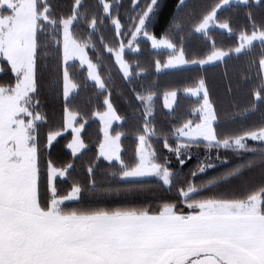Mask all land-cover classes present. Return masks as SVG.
Segmentation results:
<instances>
[{"label": "snow or ice", "instance_id": "6c2138e0", "mask_svg": "<svg viewBox=\"0 0 264 264\" xmlns=\"http://www.w3.org/2000/svg\"><path fill=\"white\" fill-rule=\"evenodd\" d=\"M0 264H264V0H0Z\"/></svg>", "mask_w": 264, "mask_h": 264}, {"label": "trees", "instance_id": "16d2710c", "mask_svg": "<svg viewBox=\"0 0 264 264\" xmlns=\"http://www.w3.org/2000/svg\"><path fill=\"white\" fill-rule=\"evenodd\" d=\"M161 28H162V21H161L159 26H154V30L157 32H159L161 30ZM213 34L216 35L218 39H224V41L226 43L229 42V38L226 36L221 37L218 31L214 32ZM202 40H203L202 37H198V36L194 35L189 39L186 47H189V50L191 52V50L193 48L198 47L202 43ZM149 48H150L149 45H145L141 41V53H140L141 59H146L149 56L155 55V53L149 51ZM257 48H259V45H257ZM160 55L164 56V55H167V53L161 52ZM236 63H237V61H234V60L227 61V70L229 71V73H231L233 65ZM197 70H198V68H194V69H190L189 71H186V72H180V73L167 72V73H162L160 75H156L155 69L152 68L150 70L149 75L142 76L140 78V80L137 81V83L147 84L148 82L155 79V80H158L160 90L162 91L163 85H165L170 80H173V79H176L179 77H183V76L193 75ZM204 71L209 75V78L215 84L214 94H218V93L222 92L227 87L226 81L224 80V72H225V66L224 65L206 66ZM193 99L194 98H190V97H188L182 93L181 96L179 97V103L183 106H188L193 102ZM232 99L236 103L245 104L247 102V94H246V92L245 93H238L234 90V94H233ZM155 103H156V122L159 124L160 122H162L166 118L164 114L167 111L165 109H163V97L162 96L157 97ZM118 107L120 109L121 114L126 115L128 117V119L122 125L123 128L127 132V135L124 137V140H123L124 154H125V157L127 158L129 155L134 153L135 142H134L133 135H132V129H134L136 120H135V117L132 116L131 109L127 108L123 104L122 101H118ZM97 130H98V122L96 124H90L89 125V127L86 131V136L89 139V150L85 151L83 156L79 157V159L77 160L78 165L80 164L81 161H87L91 156H93L94 147H95L94 138H95V134H96ZM199 152H200L199 155L192 157L185 162V165L182 166L183 170H187L188 168L195 165L198 157L203 156V147L202 146H201ZM65 155H70V151L65 149ZM106 165H107V162H103L101 167H105ZM169 166L176 167L171 163ZM206 171H208L209 174H211V170H206ZM251 176H252V179L254 181L260 179L258 172L251 174Z\"/></svg>", "mask_w": 264, "mask_h": 264}, {"label": "rangeland", "instance_id": "374dc122", "mask_svg": "<svg viewBox=\"0 0 264 264\" xmlns=\"http://www.w3.org/2000/svg\"><path fill=\"white\" fill-rule=\"evenodd\" d=\"M114 123H116V122H114ZM70 151V150H69ZM200 153V152H199ZM199 153H197L195 150L193 151V155L191 156V158L192 157H195V156H197V155H199ZM203 154H204V150H203ZM171 164H173L174 166H176V161H175V157H172L171 158Z\"/></svg>", "mask_w": 264, "mask_h": 264}, {"label": "crops", "instance_id": "0c3cea01", "mask_svg": "<svg viewBox=\"0 0 264 264\" xmlns=\"http://www.w3.org/2000/svg\"><path fill=\"white\" fill-rule=\"evenodd\" d=\"M166 110V109H165ZM167 111V110H166Z\"/></svg>", "mask_w": 264, "mask_h": 264}]
</instances>
